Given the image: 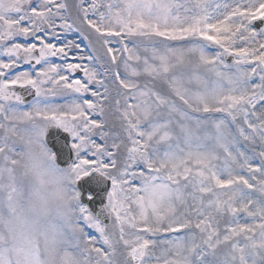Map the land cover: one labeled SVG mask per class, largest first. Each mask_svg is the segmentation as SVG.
I'll return each mask as SVG.
<instances>
[{
  "label": "snow or ice",
  "instance_id": "1",
  "mask_svg": "<svg viewBox=\"0 0 264 264\" xmlns=\"http://www.w3.org/2000/svg\"><path fill=\"white\" fill-rule=\"evenodd\" d=\"M0 264H264V0H0Z\"/></svg>",
  "mask_w": 264,
  "mask_h": 264
}]
</instances>
